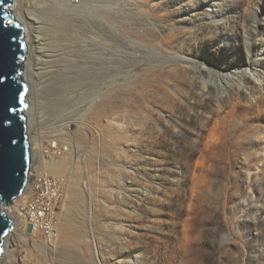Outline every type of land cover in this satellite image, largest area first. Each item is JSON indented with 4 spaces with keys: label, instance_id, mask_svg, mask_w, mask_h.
<instances>
[{
    "label": "rangeland",
    "instance_id": "374dc122",
    "mask_svg": "<svg viewBox=\"0 0 264 264\" xmlns=\"http://www.w3.org/2000/svg\"><path fill=\"white\" fill-rule=\"evenodd\" d=\"M67 4L50 10L85 9L74 48L115 60L116 81L97 62L65 113L84 129L43 123L31 143L32 166L69 184L59 233L26 226L20 264H264V0ZM46 145L67 154L51 161Z\"/></svg>",
    "mask_w": 264,
    "mask_h": 264
},
{
    "label": "bare ground",
    "instance_id": "6f19581e",
    "mask_svg": "<svg viewBox=\"0 0 264 264\" xmlns=\"http://www.w3.org/2000/svg\"><path fill=\"white\" fill-rule=\"evenodd\" d=\"M13 1L14 4L11 7V13L24 30V39L28 49V54L26 53L27 57H25L23 61L22 69V78L28 87L26 102L27 111L25 110L28 136L32 145H35V143L44 145V141L42 140L44 128H42L41 125L43 123H49L48 127H50V130L62 129L65 135L69 132L68 129L71 128L69 127L71 125L76 128L73 133H75L78 128L84 129V127L77 126L79 124L83 126V121L75 123V125L71 120L65 122L69 119L65 113H67V110L71 107V84L74 83L78 77L85 74L88 80L84 83L87 85V91H90L93 86L95 87L96 84L94 80L96 71L94 67L98 65L96 64L97 62L112 64L110 72H104L102 74H108L107 76L113 78L112 81L115 82L116 70L114 71L113 64L117 66V63L115 60L107 62L108 60L106 58L99 55H94V59L91 60L93 56L87 53L90 46L80 45L74 48L76 39L75 42L71 41V30L73 29L74 31L76 28L81 29V27L85 28L84 16L86 15L83 7L79 9L80 12L71 13L70 16L69 14L62 13H56L54 15L50 10V6L53 4H65V6L68 7L69 5L67 3L69 0H58L59 2L57 0ZM71 1L80 3L83 0H70V2ZM70 6L74 7L75 5ZM69 33H71V35H69ZM73 35H75V32H73ZM100 53L104 54L102 51ZM75 62L78 63L79 67L75 65ZM75 69L81 70V74L77 75ZM98 73L101 74L100 72ZM112 94V97H114L115 92H112ZM45 104H48V107L44 110L42 107ZM116 115L115 107L112 118L114 124L117 120ZM203 118L206 120L209 116L203 113ZM112 130H116L114 126ZM47 146L49 145H46L43 149ZM41 152L44 154L43 151ZM39 155L42 156L41 153ZM47 168H49V166ZM17 202L18 200L15 204ZM7 209L8 215H12L11 213L15 211V206L7 207ZM2 210H6V208L2 207ZM59 221L57 222L58 225L56 224L49 236L54 237L59 233ZM21 223L23 222L14 221V231L6 236L3 243L4 246L0 264H17V259L19 264L21 263V258H23L21 257V253L24 247L21 248L20 244H18V248H16V242L27 241V238L24 237L27 234L25 231L27 225L24 223L23 226ZM16 230H18V232H16ZM14 236H17L16 240L13 238ZM12 246V257L7 256ZM14 247L18 250L17 253L19 258L17 259V255L14 254L16 251ZM79 260L81 263L74 261V258H70L69 264H83L82 258Z\"/></svg>",
    "mask_w": 264,
    "mask_h": 264
},
{
    "label": "water",
    "instance_id": "95a60500",
    "mask_svg": "<svg viewBox=\"0 0 264 264\" xmlns=\"http://www.w3.org/2000/svg\"><path fill=\"white\" fill-rule=\"evenodd\" d=\"M13 4L0 0V207L14 205L24 193L32 160L25 113L28 87L22 78L27 44L11 13ZM13 229L12 218L0 209V258Z\"/></svg>",
    "mask_w": 264,
    "mask_h": 264
},
{
    "label": "built area",
    "instance_id": "2783aa9c",
    "mask_svg": "<svg viewBox=\"0 0 264 264\" xmlns=\"http://www.w3.org/2000/svg\"><path fill=\"white\" fill-rule=\"evenodd\" d=\"M66 147L48 146L45 155L51 161L53 158H62L67 154ZM68 184L67 175H54L47 167L43 170L32 166L26 194L15 205V213L32 229L33 234H51L57 224L58 210L65 201Z\"/></svg>",
    "mask_w": 264,
    "mask_h": 264
},
{
    "label": "clouds",
    "instance_id": "9594fccd",
    "mask_svg": "<svg viewBox=\"0 0 264 264\" xmlns=\"http://www.w3.org/2000/svg\"><path fill=\"white\" fill-rule=\"evenodd\" d=\"M31 162H32V160H31ZM31 168H32V163H31ZM31 170V169H30ZM30 173V172H29ZM68 179H69V177H68ZM28 183H29V175H28ZM28 183H27V186H28ZM27 186H26V188H25V191H24V193L20 196V197H18L19 199H16L15 201H14V205H12V206H9V207H14L15 205H17L20 201H21V199L25 196V194H26V189H27ZM18 200V202L15 204V202ZM6 207V206H5ZM0 209H1V207H0ZM1 211H3V210H1ZM6 212H8L7 211V209H6ZM8 214V213H7ZM10 217V216H9ZM11 218V217H10ZM18 218V217H17ZM19 219V218H18ZM13 220V219H12ZM20 220V219H19ZM21 221V220H20ZM22 222V221H21ZM13 223H14V221H13ZM29 227V226H28ZM30 228V227H29ZM31 229V228H30ZM31 231H32V229H31ZM33 234V233H32ZM33 235H35V234H33Z\"/></svg>",
    "mask_w": 264,
    "mask_h": 264
}]
</instances>
